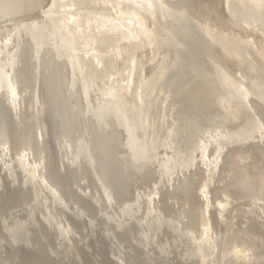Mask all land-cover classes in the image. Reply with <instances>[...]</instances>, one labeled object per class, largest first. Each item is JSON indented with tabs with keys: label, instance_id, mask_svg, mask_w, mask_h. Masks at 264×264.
I'll use <instances>...</instances> for the list:
<instances>
[{
	"label": "bare ground",
	"instance_id": "6f19581e",
	"mask_svg": "<svg viewBox=\"0 0 264 264\" xmlns=\"http://www.w3.org/2000/svg\"><path fill=\"white\" fill-rule=\"evenodd\" d=\"M7 187L2 252L260 264L264 0H0Z\"/></svg>",
	"mask_w": 264,
	"mask_h": 264
},
{
	"label": "rangeland",
	"instance_id": "374dc122",
	"mask_svg": "<svg viewBox=\"0 0 264 264\" xmlns=\"http://www.w3.org/2000/svg\"><path fill=\"white\" fill-rule=\"evenodd\" d=\"M198 162H200V157H198L197 159H195L194 160V162H193V168H194V166L196 165V163H198ZM199 166H200V164H199ZM6 187V186H5ZM11 189V190H10ZM6 190H9L8 191V193H7V191ZM6 190H5V192H3L2 193V195H0L1 197H0V215L1 214H5V212L7 213L8 212V210L10 209V207L11 206H14V205H17V204H19V202L21 201V195H19V192L17 191V190H14V189H12V187H7L6 188ZM11 191V192H10ZM16 191V192H15ZM7 193V194H6ZM8 194H9V196H8ZM13 195V196H11V195ZM6 196V197H5ZM15 196V197H14ZM3 200H2V199ZM9 200V201H8ZM11 200V201H10ZM13 200V201H12ZM3 202V203H2ZM6 202H8V203H6ZM11 204V205H10ZM8 205V207H6ZM3 206H4V208H3ZM0 225H1V223H0ZM242 227H243V225H241ZM0 232L2 233H0V241H1V239L3 238V236L6 238V236L4 235V232H3V229H2V226H0ZM236 228L234 227V230H235ZM236 230H238V228L236 229ZM235 230V231H236ZM36 236H38L39 234H35ZM47 235H49V234H47ZM258 236H259V234H258ZM258 236H256V237H258ZM235 237V236H234ZM38 239H39V236L37 237ZM41 238V237H40ZM4 239V238H3ZM36 240V241H38V243L40 242L41 243V245H38V244H36V243H34V245L33 246H35V244H36V246H39V247H36L34 250H33V248H31V245L29 246V248L30 249H27V248H25V250H24V247H22V246H20L18 249H12L11 248V250H10V247L8 248L7 247V251L5 250V252L3 253L2 252V250L0 249V252H2V255H3V257L5 258V256H7L6 257V262L4 261V260H2L1 258H0V264H34V262H35V264H49V263H51V262H53V263H51V264H62V261L64 262V261H67V260H63V258L65 257V254L64 255H61V260H60V258H52L51 256H50V258L48 257L49 256V254H48V250L44 247V242L42 243V241H40V240ZM258 239L260 240V238L258 237ZM258 239L256 238V240H255V238H254V240L258 243ZM5 240V239H4ZM46 240H48V242L51 244V242L53 241L52 239H51V236L49 235V237L47 236V238H46ZM6 241V240H5ZM51 241V242H50ZM102 241H99V240H96L95 242H93V244L91 243V247L92 248H88V249H80V252H81V255H80V252H79V255H80V259L82 260V262H81V260H80V262H77L76 260H74L73 258H72V260L70 259L68 262H66V263H63V264H110V261H108V259H106V258H108V256H107V253H106V247H105V245L103 244V242L101 243ZM5 243V242H4ZM46 243H47V241H46ZM53 243V242H52ZM8 246V245H7ZM32 246V247H33ZM41 246V247H40ZM22 247V248H21ZM45 248V250H44V248ZM101 247V248H100ZM38 248H39V250H38ZM80 248H82V247H80ZM9 249V250H8ZM93 249V250H92ZM97 249V250H96ZM28 250V251H27ZM103 250L105 251L104 253H103ZM39 251V252H38ZM87 251H89V252H87ZM11 252H13V254L11 253ZM36 252V253H35ZM82 252H83V254H82ZM93 252L95 253V254H93ZM7 253V254H6ZM17 253V254H16ZM21 255H20V254ZM22 253H23V255L24 256H22ZM39 253V254H38ZM85 253H87L86 254V256H84L83 257V255H85ZM9 254V255H8ZM89 254V255H88ZM101 254V255H100ZM105 254H106V258H104L105 257ZM18 255V256H17ZM31 257H30V256ZM36 255V256H35ZM95 255V256H94ZM0 256H1V254H0ZM13 256V261H12V259L10 258V257H12ZM27 256H29V257H27ZM43 256V257H42ZM62 256H63V258H62ZM94 256V257H93ZM99 256H100V258H99ZM101 257H102V259H101ZM28 258V259H27ZM34 258V259H33ZM37 258V259H36ZM48 258V259H47ZM8 259V260H7ZM9 259H11V260H9ZM16 260V262H15V260ZM93 259V260H92ZM95 259V260H94ZM100 259V260H99ZM2 260V261H1ZM29 260V261H28ZM32 260V261H31ZM45 260V261H44ZM47 260V261H46ZM55 260H56V263H55ZM4 261V262H3ZM9 261V262H8ZM13 263H12V262ZM34 261V262H33ZM41 261V262H40ZM103 261V262H102ZM44 262V263H43ZM259 262H261L260 264H263L264 263V260H260Z\"/></svg>",
	"mask_w": 264,
	"mask_h": 264
}]
</instances>
